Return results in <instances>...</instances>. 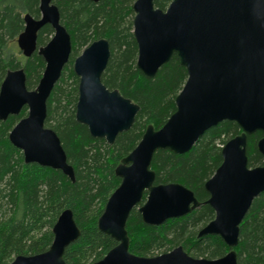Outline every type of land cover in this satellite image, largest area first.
<instances>
[{
    "label": "water",
    "instance_id": "95a60500",
    "mask_svg": "<svg viewBox=\"0 0 264 264\" xmlns=\"http://www.w3.org/2000/svg\"><path fill=\"white\" fill-rule=\"evenodd\" d=\"M155 1L135 0L131 6L135 66L152 79L174 55L187 77L174 98V112L158 130L147 126L115 167L120 183L107 199L97 229L116 245L91 264H237L239 226L252 201L264 192V165L249 167L246 153L247 137L260 132L256 151L264 159V0H171L165 10L155 8ZM38 10V19L23 16L16 45L24 58L35 52L42 58V75L36 88L28 90L23 69L6 72L0 84V121L26 108L27 115L8 135L9 143L22 153L25 164L58 170L74 182L60 140L44 126L46 102L69 61L71 41L51 0H38ZM46 25L52 37L37 47V34ZM109 56L108 42L96 40L74 59L72 71L78 78L75 122L112 146L132 128L139 106L102 83ZM221 122L236 124L240 134L221 147V163L203 185L208 196L204 202L180 184H155L150 164L156 151L188 153ZM201 205L209 206L214 217L198 230L197 238L218 237L228 248L222 257L196 259L181 246L153 257L129 252L125 226L134 208L143 224L157 227ZM51 233L48 250L17 256L9 264H65V249L80 235L71 210L61 212Z\"/></svg>",
    "mask_w": 264,
    "mask_h": 264
},
{
    "label": "trees",
    "instance_id": "16d2710c",
    "mask_svg": "<svg viewBox=\"0 0 264 264\" xmlns=\"http://www.w3.org/2000/svg\"><path fill=\"white\" fill-rule=\"evenodd\" d=\"M51 1L58 9L60 24L69 34L71 54L46 102L44 126L60 140L73 169L74 182L58 170L25 164L22 153L9 143L8 135L26 116V108L18 116L0 121V264L48 250L53 238L51 228L66 209L71 210L80 235L65 249V264H91L102 259L116 245L97 229V219L120 183L114 169L135 148L147 126L158 130L174 112V98L187 77L174 55L152 79L145 78L136 68L131 10L135 0ZM170 2L156 0L154 7L165 10ZM25 14L39 18L38 0H0V84L7 71L21 68L30 90L43 72L42 58L36 52L28 59L18 58L7 47L22 32ZM52 34L48 25L42 27L37 34V47L44 46ZM99 39H105L110 50L102 83L139 106L132 128L119 134L112 146L103 139L92 138L87 128L74 119L78 78L72 63L80 51ZM238 134L236 124L221 122L210 128L188 153L156 151L150 164L155 184H180L191 190L198 202H204L208 196L203 185L221 163V146ZM262 136L256 132L247 137L249 167L264 165L256 151ZM213 217V210L201 205L184 217L153 227L143 224L134 208L125 226L129 252L153 257L180 243L185 252L198 258H220L228 248L218 237L197 238L196 230ZM235 251L237 264H264V192L252 201L239 226Z\"/></svg>",
    "mask_w": 264,
    "mask_h": 264
},
{
    "label": "rangeland",
    "instance_id": "374dc122",
    "mask_svg": "<svg viewBox=\"0 0 264 264\" xmlns=\"http://www.w3.org/2000/svg\"><path fill=\"white\" fill-rule=\"evenodd\" d=\"M39 17H40V13H39ZM52 36H50V38H51ZM50 38H49V40H50ZM48 40V41H49ZM7 47H8V49H10V51L11 52H13L14 54H17V57L18 58H20V57H22V58H24L23 56H22V54L20 53V51L18 50V48H17V45H16V40H14V41H9L8 43H7ZM82 51H80V53H81ZM80 53H79V55H80ZM24 59H26V58H24ZM20 61L22 62L23 60L22 59H20ZM20 66H22V64L20 63ZM21 69V68H20ZM40 75H42V73L40 74ZM37 83L38 82H36L33 86H32V89H30V90H34L35 88H36V86H37ZM68 84H70V81L68 82ZM26 115H27V110H26ZM218 147H220L221 145L220 144H218L217 145ZM222 147V146H221ZM144 200L145 199H143L142 200V202L140 203V204H142L143 202H144ZM200 228H198L196 231H198ZM176 246H181V244L180 243H177L176 245H174L173 246V248L174 247H176ZM172 248V249H173ZM171 249V250H172ZM162 251H164V250H162ZM165 252V251H164ZM187 253V252H186ZM189 256H191V257H193V258H196V259H198V257L197 256H195L192 252H189V253H187ZM201 258H207L206 256H202Z\"/></svg>",
    "mask_w": 264,
    "mask_h": 264
}]
</instances>
